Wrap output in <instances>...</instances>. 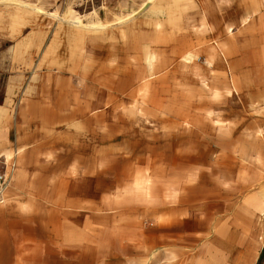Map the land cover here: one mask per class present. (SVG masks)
I'll return each mask as SVG.
<instances>
[{"label":"rangeland","instance_id":"rangeland-1","mask_svg":"<svg viewBox=\"0 0 264 264\" xmlns=\"http://www.w3.org/2000/svg\"><path fill=\"white\" fill-rule=\"evenodd\" d=\"M145 2L156 6L101 31L83 29L84 35L131 29L135 44L124 50L123 73L134 78L89 83L94 103L87 120L94 140L87 170L97 195L92 210L69 212L118 227L125 253L139 245L140 264H178L177 258L161 259L163 249L219 253L218 264H233L230 253L248 252L256 226L257 264H264V212L252 216L249 210L264 194V0H76L73 5L109 22ZM226 21L234 23L231 30ZM120 37L127 42L130 35ZM209 42L216 46L211 57ZM111 60L110 78L118 73V62ZM100 89L104 96L96 93ZM77 105L79 112L82 97ZM73 116L71 121L88 122L85 114ZM137 140L140 152H134ZM109 143L119 146L108 148ZM36 164L64 169L66 163ZM181 205L190 209L186 225H170ZM155 233L163 242H150ZM91 244L100 248L95 238ZM95 248L99 258L91 264H109L111 258L102 259ZM28 254L23 264L43 261ZM124 260L134 264L131 255Z\"/></svg>","mask_w":264,"mask_h":264},{"label":"crops","instance_id":"crops-1","mask_svg":"<svg viewBox=\"0 0 264 264\" xmlns=\"http://www.w3.org/2000/svg\"><path fill=\"white\" fill-rule=\"evenodd\" d=\"M9 5L0 4V27L13 29L33 43L29 46L0 28V172L12 173V184L0 202V264L26 263L28 253H34L33 259L42 258L39 264H91L92 258H99V253H93L94 238L100 241V248L95 249L101 250L102 259L111 258L109 264H124L125 255L133 256V263L140 264L139 245H133L131 252L125 253L124 236L118 227L109 228V223H98L92 216L81 220L69 212L92 210L93 196L97 195L92 174L87 170V163L93 159L94 140L91 119L87 120L94 103L93 85L89 83L99 79L123 82L134 78L123 73L124 50L135 44L130 41L131 29L94 35H84L85 30L75 29L62 32L42 50L34 68L35 55L43 47V43L35 42L40 32L47 34V20L41 21V16ZM195 9L199 10L198 6ZM122 33L130 35L127 42L120 37ZM110 58H113L111 62H118L117 77L108 75ZM96 93L104 96L101 89ZM78 96L85 104L79 112L76 110ZM18 99L22 102V113L13 123L12 108ZM77 113L85 114L88 122L71 121L70 115ZM141 145L139 140L133 143L134 152H140ZM109 146L119 145L109 143ZM47 160L64 162L65 168L48 169L36 164ZM260 194L258 203L249 208L252 216L261 217L264 212V194ZM177 208V216L168 219L169 224L183 227L187 223L184 216L190 209L184 205ZM257 230L254 226L247 253H230L235 259L233 264L258 263L260 253L254 245ZM155 235L151 243L163 242ZM30 241L34 245H29ZM134 242L133 239L131 243ZM181 243L177 244L179 249ZM163 250L159 253L161 259L177 258L178 264H218L220 261L219 253Z\"/></svg>","mask_w":264,"mask_h":264},{"label":"bare ground","instance_id":"bare-ground-1","mask_svg":"<svg viewBox=\"0 0 264 264\" xmlns=\"http://www.w3.org/2000/svg\"><path fill=\"white\" fill-rule=\"evenodd\" d=\"M75 2L76 0H66L65 3L62 2L61 4H59L57 0H26V1L0 0V4L1 3L17 4L20 7L26 9L27 11H30V13L33 12L36 15L45 16L47 18V23L45 26L47 27V34L45 35L44 31L40 32V37L36 39L35 42L37 44L40 43L41 45L43 43V47L41 48L39 53L35 55V64L33 66L34 68H36V66L38 65V62L41 59V56L43 54L44 49L47 47V44L50 41L54 42L55 38L58 37L57 35H59L60 33L62 32L66 33L73 29L103 30L108 26H115L117 24L129 21L133 19V17H137L138 15L143 13V11H145L148 7L156 6L155 4H147L145 2L140 7L129 12L127 15L111 20L109 22H104L98 19L97 17L92 16L90 13L84 11L83 9H77L76 7H74L73 4ZM226 25L228 29L231 30L232 25H234V23L226 21ZM0 28L5 32H7L12 37H16L20 41H25L26 44L32 46L31 44L33 42H30L29 40H27V38L20 36L15 30L7 29L5 27H0ZM208 47H209L210 55L216 52V46L212 42L208 43ZM21 95L23 96V92ZM21 103H22L21 99H18V102H16L12 108L11 115H12L13 123H15V121H18V118L22 113Z\"/></svg>","mask_w":264,"mask_h":264},{"label":"built area","instance_id":"built-area-1","mask_svg":"<svg viewBox=\"0 0 264 264\" xmlns=\"http://www.w3.org/2000/svg\"><path fill=\"white\" fill-rule=\"evenodd\" d=\"M12 180V173L0 172V201L3 200L5 191L10 186Z\"/></svg>","mask_w":264,"mask_h":264}]
</instances>
